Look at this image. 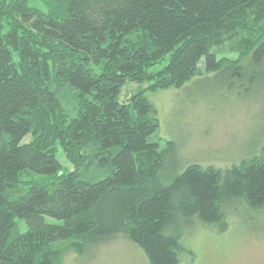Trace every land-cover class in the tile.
Returning <instances> with one entry per match:
<instances>
[{"label": "trees", "instance_id": "1", "mask_svg": "<svg viewBox=\"0 0 264 264\" xmlns=\"http://www.w3.org/2000/svg\"><path fill=\"white\" fill-rule=\"evenodd\" d=\"M236 30L233 59L213 50ZM262 67L264 0H0V264H61L58 243L81 256L119 236L147 264H179L182 225L264 218V147L162 184L173 144L159 150L145 96ZM129 82L147 87L121 103Z\"/></svg>", "mask_w": 264, "mask_h": 264}, {"label": "rangeland", "instance_id": "2", "mask_svg": "<svg viewBox=\"0 0 264 264\" xmlns=\"http://www.w3.org/2000/svg\"><path fill=\"white\" fill-rule=\"evenodd\" d=\"M243 35L241 30L225 34L213 50L233 59L235 56L230 54V49ZM256 71V68L252 70L253 75ZM261 73L259 78L251 80L249 76L244 82L233 84L225 75L208 76L179 90L145 94L156 110L159 127L155 138L159 150L164 151L169 143L173 144L160 176L162 184L170 183L191 164L225 172L261 154L264 147V67ZM146 87L147 83L129 82L118 101L126 103L135 92ZM29 141L27 135L21 143ZM64 159L59 152L57 160L62 172L71 171ZM88 172L92 174L95 169L90 168ZM27 179L24 177L23 181ZM32 179L43 177L31 174L29 180ZM245 208L227 212V227L223 232L218 226L182 225L181 230L186 233L180 242L185 251L179 254V264H264V218ZM24 230L21 224V232ZM56 248L60 250L61 264H147L142 251L123 236L81 256L74 252L70 241L58 243Z\"/></svg>", "mask_w": 264, "mask_h": 264}]
</instances>
